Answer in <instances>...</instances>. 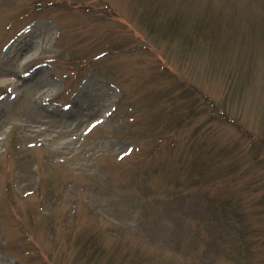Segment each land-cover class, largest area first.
Segmentation results:
<instances>
[{
	"label": "rangeland",
	"instance_id": "obj_1",
	"mask_svg": "<svg viewBox=\"0 0 264 264\" xmlns=\"http://www.w3.org/2000/svg\"><path fill=\"white\" fill-rule=\"evenodd\" d=\"M216 183L264 236V0H0V264H236Z\"/></svg>",
	"mask_w": 264,
	"mask_h": 264
},
{
	"label": "trees",
	"instance_id": "obj_2",
	"mask_svg": "<svg viewBox=\"0 0 264 264\" xmlns=\"http://www.w3.org/2000/svg\"><path fill=\"white\" fill-rule=\"evenodd\" d=\"M172 141L173 140H169L170 148H179L178 143ZM260 148H262V146ZM196 164L198 163L196 162ZM193 170H196V167ZM190 175L192 176L193 174L190 173ZM208 183L211 184L212 182L209 181ZM215 185L218 186L214 194V201L217 203V206L213 208L208 204L202 208V211L205 213V217L202 218L209 226L208 229L211 230L213 226L216 230L217 236L215 239H217L219 247L222 248L225 244H227L226 247L229 246L228 249L230 250H225L228 252L223 253L225 258L233 259V261L236 260L238 264H245L244 261L249 258V256L255 254V249L251 248L252 245L257 243L259 247L264 249V236L261 235L263 232L256 233V231H253L252 227L248 226L247 213L243 209V206L238 202L234 203L232 201V196L229 192H232V194H239L238 190L234 191L231 188H222L219 183ZM211 186L213 187V184H211ZM225 196L227 198H225ZM262 203L263 205H261V207H263V210L256 209V212L259 214L260 211L264 212V194L262 195ZM112 262L113 261H109L106 264H112ZM259 264H264V259L261 260Z\"/></svg>",
	"mask_w": 264,
	"mask_h": 264
}]
</instances>
